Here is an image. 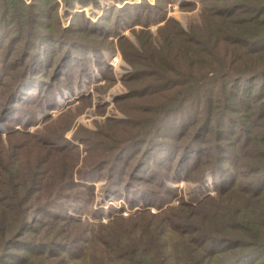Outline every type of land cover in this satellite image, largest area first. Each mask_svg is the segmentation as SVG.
Instances as JSON below:
<instances>
[{
  "label": "rangeland",
  "instance_id": "rangeland-1",
  "mask_svg": "<svg viewBox=\"0 0 264 264\" xmlns=\"http://www.w3.org/2000/svg\"><path fill=\"white\" fill-rule=\"evenodd\" d=\"M182 1L129 0L161 7L152 11L147 26H127L119 36H108L110 42L102 40L103 51L87 54V72L72 76V86L63 85V77L54 67L42 70L48 77H42L43 82L34 90L28 91L29 74L21 84L24 95L57 93L52 108L41 110L40 105H25L36 112L24 130L39 133L38 138L27 137L24 134L29 133L25 132L8 136L10 130L0 122L5 128L0 131V161L4 158L14 169H21L25 182L24 201L18 203L24 210V223L19 225L13 215L6 224L7 218L1 220L9 214V204L14 199L9 175L0 176V264H264V253L252 254L249 250L264 243V178L249 187V180L257 174L251 171L261 166L256 161L264 160V149L253 152V158L241 155L247 139L238 132V123L245 120L233 112L246 108L242 104L254 100L252 96L257 95L259 86L244 94L237 89L231 95L233 85L224 78L226 73L247 71V59L254 54L238 44L264 32V26H255L247 19H240V25L210 21L201 0H188L194 4L191 7L181 6ZM124 4L99 0L87 5L77 3L73 9L61 6L58 22L62 28H70L76 13L97 22L107 9ZM259 5H264V0ZM168 19L171 22L166 24ZM226 22L232 27L226 28ZM259 27L261 30L255 31ZM140 28L148 31H143L138 42L131 32ZM181 28L186 32L195 29L196 35L181 40L179 35L183 34L177 31ZM121 35L129 37L140 56L145 57L137 65L138 76L132 80L136 68L122 56ZM14 38L11 46L17 51L19 44L31 42L20 43L22 39L16 32ZM88 40L99 41L93 37ZM6 41L1 47L8 44ZM28 49L26 61L39 54L32 46ZM49 54L45 51L44 57ZM76 54L81 59V52ZM5 55L0 50V97L14 75L8 63L13 56ZM159 58L174 65L166 74L174 78L171 84L164 82L165 69ZM36 65L39 62L32 70L37 71ZM75 66L73 63L68 68L75 71ZM155 69L162 74H155ZM251 70L263 76L264 70ZM259 79L249 80L254 85L257 81H253ZM50 83L52 89L47 91ZM152 83L162 84L164 91L152 94ZM184 83L195 88L184 90ZM182 89L186 103L168 109L174 90ZM158 105L163 106L164 113L160 121L193 114V123L186 131L176 130L173 120L159 128L160 121L153 123ZM1 107L0 104V110ZM148 130L152 133L147 140L142 139ZM52 133L61 138L60 149L53 150L42 142L44 139L51 143ZM261 136L262 143L257 148H264V135ZM56 144L52 142L51 146ZM215 159L220 166L216 167ZM167 164L170 168L164 167ZM223 187L230 191L219 193ZM28 193L31 197L25 199ZM110 220L115 222L107 225ZM243 224L252 230L242 235L246 240L233 238L237 244H225L227 237L236 236L241 229L247 232ZM15 228L18 232L11 236ZM107 242L114 244L117 257L107 251Z\"/></svg>",
  "mask_w": 264,
  "mask_h": 264
},
{
  "label": "trees",
  "instance_id": "trees-1",
  "mask_svg": "<svg viewBox=\"0 0 264 264\" xmlns=\"http://www.w3.org/2000/svg\"><path fill=\"white\" fill-rule=\"evenodd\" d=\"M98 1L99 0H31L30 3H27L26 0H0V39H3V41L0 43V50H2V54L3 51L6 53L5 57L7 56V58L13 56L12 60L9 61L8 63L14 70V75L11 83L9 84L7 89L3 92L2 97H0V104L2 105L0 110V122H2L8 128V130H10L8 136L19 132H23L22 134H24L25 132L32 134V135L24 134L27 137L38 138L39 133L33 134L24 130V125L26 126L28 125L27 122H30L28 119L32 117V115L36 112V109L25 105H31V104L32 105L35 104L38 106L40 105L41 110L46 106L52 108L55 105L54 100L56 101L55 96L57 91L45 93L41 97L30 95L29 93L24 95V86L22 87L21 84L24 82L28 74L31 76L29 82L31 86L28 89V91L34 90L37 87L38 83L43 82L42 77H44L46 73H44V71L42 70L48 71L50 67L51 68L54 67L57 73H61V76L63 77L62 78L63 79L62 82L64 83L63 85L72 86L71 83H69L70 80L72 79V76L78 74L81 76L87 72L85 70L86 67L84 66V62H86L84 60L86 59L87 54L88 53L100 54L103 51V48L105 46H102L100 44L102 40L108 41L107 38L108 36L109 37L119 36L122 29H124L127 26H134V25L147 26L149 24L148 22H150L148 17L149 16L151 17L152 11H157L161 7L158 4H156V6H151L147 2L138 4V3H130L128 2L129 0H115L116 2L125 3V4L119 8L107 9L106 12L99 18L97 22H92L90 19H87L83 13H76L74 14L72 27L62 28L61 24H59L58 11L61 6L66 7L68 9H73L75 8L77 3L87 5L90 2L98 3ZM262 1L263 0H201V2L203 3L202 6L204 10H206L208 15L207 19H209L210 21H214L218 19L220 21H230L231 23H236L240 25L242 23L240 19H247L248 21L253 22L255 26H264V16L263 18H260L264 14V5H259V3H262ZM181 6L191 7L194 6V4L188 0L186 1L183 0ZM143 7L146 9H143ZM137 15L139 17V20L137 18ZM225 16H229V17L227 19H223L222 17ZM158 17L160 18L161 16L158 15ZM133 19L134 22L132 21ZM170 20L171 19H168L166 21V24H168ZM224 25L226 28L232 27L229 24V22H226ZM223 30L230 31L231 29H223ZM260 30H261L260 27L258 30L257 28H255V31H260ZM143 31H148V30L144 28H140L139 30L133 29L131 33L137 36L139 42L141 39V34L144 33ZM177 31H180V33L183 34V36L179 35L180 39L185 40L186 38H191L194 35H196L195 31L197 30L192 29L186 32L181 28L178 29ZM213 31H217V29ZM14 32H16V34L20 36V38L22 39L20 43L22 42L28 43V41H31L30 44L28 45L19 44V51H17L15 48H12L11 46L12 42L15 40ZM11 33H13V36H9ZM92 37L99 39V41L88 40V39H92ZM4 41H6V43L8 44L1 47ZM188 41L190 40L188 39ZM119 44L123 58L130 64L134 65L136 68L135 69L136 75L132 77L131 80L135 79L138 76L137 72H139V70L137 69V65H141L142 64L141 58H145V57L140 56V53L138 52L139 51L138 47H136L130 42L129 37L121 35L119 37ZM28 46L29 48L30 46H32L35 49H37L39 54L31 55V58L28 61H26L24 59L25 55L30 54L28 51L29 50ZM238 46L240 47L247 46L248 53L254 55L250 56L247 59L245 65L247 70L246 72H242L235 75L226 73L224 74L225 75L224 78L228 79L227 81L231 82V84L233 85V87L230 89L231 95H234L237 89L240 90V93L244 94V93H248L250 89L254 90V86L256 85L259 86L258 92H256L257 95L252 96L255 97L254 100L242 104V107H246V108L233 111L236 114L241 115L245 120V123L243 122L238 123V125L240 126L238 132L244 133L247 139L246 143L243 145V148L241 149V155L244 158L247 157L253 158L252 156H250L253 152H255L256 150L264 149V148H257L262 143L263 136L261 135H264V121H263L264 98L263 96H261L263 95L262 93H264L262 89V85L264 84V78H263L264 73L263 76H258L260 74V71L254 73H250V72H253V70L251 69L264 70V32H260L257 36L256 34H254V36L251 37V40H249L248 42L246 40V43H239ZM5 47L6 50H4ZM261 47L263 48L259 49ZM45 51L46 53L50 52L48 58L44 57ZM76 52L77 53L81 52L82 54L81 59L78 58ZM158 60H160V58ZM75 61H77V63H75ZM37 62H39V66H38L39 68L36 65L34 68L36 69L38 68V69L37 71H34L32 70V68ZM73 63L74 65H76L74 69H76L77 72H75L76 70L73 71V69L68 68L70 66L73 67ZM160 63L164 66L165 69V71H163L164 74H162V72L159 69H155V74H157V71H159V73L162 74L165 78L164 82L166 84H171L175 80H173L174 78L171 76H166V74L170 72V70L174 67V65L167 64L162 60H160ZM66 70H69V73ZM46 77L48 76L46 75L45 79ZM251 77H258L260 79L254 80L253 82L257 81V84L251 85L252 82L250 83L249 80ZM191 85L189 84L186 85L184 83L183 85V88H185L184 90L189 91L195 88V87L191 88L190 87ZM149 86L150 88H152V92H151L152 94H157L160 93L161 91H164V86L162 84L152 83ZM50 87H52L51 83L46 85V90L48 91L52 89ZM182 90L181 91L174 90L175 92L172 98H169L168 100L169 101L168 109L172 106H178L179 104L183 105L186 103L187 100L186 99L185 101L183 100L184 99L183 97L186 96V94L184 93V90L183 91ZM231 90H233V92ZM40 91L42 92L44 91V89L40 88ZM166 101L167 99L165 100V104ZM220 106L221 103L217 105L218 108ZM212 107L213 109H215L216 106L212 104ZM162 108H163L162 105H158L154 108V116H153V119L155 120V122H153L154 124H156V122L159 123L160 119L164 116ZM205 109L208 115H211L209 109L208 108ZM185 111H187V109H185ZM160 112L162 113L160 114ZM156 113H159L160 116ZM229 115L232 117V114ZM180 116L181 115L172 116L170 117L171 119L164 117L163 120H161L159 123V128L166 127L169 123L171 124L173 120L175 125L174 127L176 130L184 129L186 131L189 128L188 125L193 123V121H191V117H193L194 115L192 114V116H190L184 114L181 117ZM222 119L226 120L227 118H222ZM169 120H171V122H169ZM210 124H212V121L210 122ZM17 125H22L21 128L23 129L17 128ZM229 125L230 123L228 124V126ZM259 128H261V130ZM151 133L152 131L150 132L148 130V132L142 135L143 136L142 139L147 140ZM52 134L53 135H49V134L48 135L51 136L50 138L52 142L57 143L56 146L54 147L51 146L52 142L50 143L49 141H44V139L42 142L47 143L49 147L53 150L60 149L58 148V144L61 141V138L57 133H52ZM195 144H198V141H195ZM246 148L248 149V154H245ZM218 151H220L219 148H217V152ZM3 157L6 156L3 155ZM261 157L264 158V153L263 156L261 155ZM214 162L216 163V167L217 165L219 166L221 165V163H218L217 160ZM235 162L239 167L240 162L238 161L237 163L236 157H235ZM256 162H257V166L260 165V163L261 166L251 171L253 173L254 172L257 173L254 177L251 178V180H249L250 182L249 187L251 188H253L254 185H257L260 179L262 180V178H264V160L263 161L258 160ZM169 164H167V166L164 167L170 168ZM5 175H9L8 178L10 183L12 184L10 188L12 193H10V195L13 196L14 200L11 201V203L9 204L10 209L7 212L9 214H5L1 222L7 218L6 219V224H7V220L9 219V217L16 215L17 217L16 222L19 223V225H21L24 223V210H21L22 207L18 205V203L20 201L21 203H23L24 201V183H25L24 176L21 169L19 168L14 169V167L9 161H5L4 158H2V160L0 161V176H5ZM72 179H73V175L71 177V180ZM15 181H18V184H14ZM0 182L2 181L0 180ZM226 191H230V190H228L227 187H223L219 193H223V192L225 193ZM250 192L255 194L254 196L259 195V193H255L252 191ZM145 196H149V195L146 194ZM27 197L28 198H26L25 196V199H29L31 197V194L28 193ZM119 217L120 216H118L116 219H118ZM114 220H110L106 224L108 225L111 222H115ZM124 225L125 222L122 226ZM234 227L236 228L237 226ZM246 227H247V232H244L241 229L236 236L227 237L225 240V244H237L236 241L233 240V238L246 240V238L242 235H248L251 234L252 232L250 227L248 226ZM17 232H18V228L12 229L11 236L16 234ZM203 238L216 239L218 237L204 236ZM195 242H198V240H196ZM115 244L120 245L119 243H115ZM106 245L108 249L107 251H110V253H113L115 257H117L116 256L117 251L113 249L114 244L107 242ZM251 245L253 246L254 243ZM188 249H190L189 246ZM194 250L195 248H193V251ZM249 250L253 251L252 254L264 253V243L256 244L253 248L250 247ZM225 263L230 264L231 262L226 261Z\"/></svg>",
  "mask_w": 264,
  "mask_h": 264
},
{
  "label": "built area",
  "instance_id": "built-area-1",
  "mask_svg": "<svg viewBox=\"0 0 264 264\" xmlns=\"http://www.w3.org/2000/svg\"><path fill=\"white\" fill-rule=\"evenodd\" d=\"M117 59V58H116ZM114 60H115V58H114ZM118 60V59H117ZM117 60H115V62H117ZM3 129H5L3 126H0V131L1 130H3ZM2 133V132H1Z\"/></svg>",
  "mask_w": 264,
  "mask_h": 264
},
{
  "label": "bare ground",
  "instance_id": "bare-ground-1",
  "mask_svg": "<svg viewBox=\"0 0 264 264\" xmlns=\"http://www.w3.org/2000/svg\"><path fill=\"white\" fill-rule=\"evenodd\" d=\"M115 60H117L116 58H115ZM114 61V60H113Z\"/></svg>",
  "mask_w": 264,
  "mask_h": 264
}]
</instances>
